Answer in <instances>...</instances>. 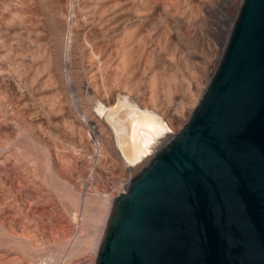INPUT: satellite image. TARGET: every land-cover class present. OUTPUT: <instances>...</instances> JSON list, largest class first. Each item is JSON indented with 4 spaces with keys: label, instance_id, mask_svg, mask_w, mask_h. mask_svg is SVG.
I'll return each mask as SVG.
<instances>
[{
    "label": "rangeland",
    "instance_id": "1",
    "mask_svg": "<svg viewBox=\"0 0 264 264\" xmlns=\"http://www.w3.org/2000/svg\"><path fill=\"white\" fill-rule=\"evenodd\" d=\"M200 2L0 0V264L93 263L111 200L134 173L125 170L106 128L114 103L96 111L88 97L115 89L135 93L140 105L165 110L166 131L175 134L201 96L229 30L213 43L210 65L200 75L203 49L178 36L192 34L186 19L198 15ZM240 2L226 16L227 26ZM130 32L138 62L121 79L116 68ZM65 73L77 84L86 124ZM155 76L162 77L156 97L149 87ZM161 145L153 140L149 153Z\"/></svg>",
    "mask_w": 264,
    "mask_h": 264
},
{
    "label": "water",
    "instance_id": "2",
    "mask_svg": "<svg viewBox=\"0 0 264 264\" xmlns=\"http://www.w3.org/2000/svg\"><path fill=\"white\" fill-rule=\"evenodd\" d=\"M92 264H264V0H241L188 118L111 200Z\"/></svg>",
    "mask_w": 264,
    "mask_h": 264
},
{
    "label": "bare ground",
    "instance_id": "3",
    "mask_svg": "<svg viewBox=\"0 0 264 264\" xmlns=\"http://www.w3.org/2000/svg\"><path fill=\"white\" fill-rule=\"evenodd\" d=\"M73 1H75V0H73ZM189 1L191 2V0H189ZM235 5H236V0H206V1L204 0V2H200L199 3L198 15L186 19L187 20L186 23H189L190 25L193 26L192 34H190V33L189 34H187V33L178 34L177 33L178 36L180 37V39L183 42L186 41L188 43L193 44L194 47H198L199 46L198 48L203 49L204 54L207 57V60L205 61L204 65H202L203 67H201L200 70H199V74L200 75H203L206 72V68L210 65V62H211L210 56L212 57V55L215 52L214 44L219 42L220 39L223 37L225 28L226 27L230 28V26H227V24H226L227 23L226 22V18H227L226 16L229 15L230 11L235 7ZM151 7H150V9H151ZM71 11L73 12V9ZM164 11H165V9H164ZM161 15H163V14H161ZM171 15H173V14H171ZM71 16H72V14H71ZM73 17L74 16H72L71 18L73 19ZM99 17H100V15H99ZM168 20H170V19H168ZM173 20H172V22H173ZM173 24H174V22H173ZM184 24L185 23L183 22L182 19H177L175 26H176L177 29L183 31ZM69 31H70V35H72V33L75 34V32H76L75 26L71 25L69 27ZM198 31H200L201 33L205 32L206 35L208 37H210V40L208 39L209 41H211V42H209V43H211L210 46L206 45V42L204 43V37L205 36L203 38L201 37V39H200V37L197 36L198 35L197 34ZM201 33H200V36H203V34L201 35ZM226 33H228V32H226ZM68 35H69V33H68ZM70 35H69V37H70ZM72 36H74V35H72ZM131 36H132V32L127 33L128 44L126 43V45L123 46V48H122V56H121L120 61L117 64V68H116V73L118 75H120L121 79L123 78V76L131 73L132 70L135 68L137 62H138L137 59H136V53H135L136 52V47L133 44V42L132 43L130 42L131 41ZM56 48H58V47H56ZM200 51H198V52H200ZM189 54H191V53H189ZM50 59H51V57H50ZM54 60H55V58H54ZM117 74H115V75H117ZM133 74H135V73H133ZM65 76H66V83L68 85V88L71 90V93H72L73 106L76 107L77 110H78V107H77V101L78 100H77V97L75 95L76 91H77V86H76L77 84L75 85V84L72 83L73 80L71 81V79L68 76V73ZM161 79H162L161 76H155L153 78V80L151 81V84L149 85V87H151V89H152V93L154 94V96H155V94L157 95V93L159 91V89H158L159 85L158 84H159ZM141 80H143V79H141ZM73 82H75V81H73ZM192 82H193V80H192ZM141 83H143V82H141ZM64 85H65V83H64ZM139 86H140V84H139ZM145 86H146V84H145ZM147 87L148 86H146V88ZM191 87L194 90L195 85H192ZM136 88H138V87H136ZM148 92H149V90H148ZM134 94L135 93H132V92L122 91L121 89H115V90H110L106 95L99 96L96 93H92L90 98L87 96L88 99L90 100V102L92 103L91 105L94 107L93 109H95L96 111H101V109L103 107H105V108L109 107V105L114 103V105L111 108H108L109 109V113L105 114L106 117H107V120H108V124H109L108 126H106V128L111 132V135L113 136L114 143L116 145L117 152H118L117 154H119L118 155L119 159L121 160V162L124 165H126L125 170L127 171V173H129V175L130 174L132 175L133 173L135 174V172H137L145 164V162L149 159V157L151 155L149 153V151L151 150V146L150 145H151L153 140L160 139V140H162V144H163L171 136V134L170 133L168 134V132L166 131L169 128L168 127L169 125H168L166 120L165 121L163 120L162 114H161V113L165 114V112H164L165 110L163 112L159 113L161 110L158 112L157 110H155V109H153L151 107L140 105L137 102L136 97L134 96ZM89 110L90 109H88V111ZM78 112H80L81 117H83V122L85 123L87 120L82 115V111L78 110ZM86 113L88 114V116L90 115L87 111H86ZM175 119L176 118H171L172 121H174ZM177 122H178V120H177ZM153 148H154V146H153ZM53 165H54V169H56L57 171L62 170V169H60V164L54 163Z\"/></svg>",
    "mask_w": 264,
    "mask_h": 264
}]
</instances>
